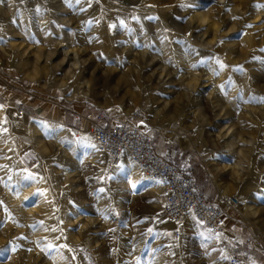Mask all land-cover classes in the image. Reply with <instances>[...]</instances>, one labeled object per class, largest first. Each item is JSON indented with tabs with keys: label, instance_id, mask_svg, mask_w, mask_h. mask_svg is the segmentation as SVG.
Segmentation results:
<instances>
[{
	"label": "rangeland",
	"instance_id": "1",
	"mask_svg": "<svg viewBox=\"0 0 264 264\" xmlns=\"http://www.w3.org/2000/svg\"><path fill=\"white\" fill-rule=\"evenodd\" d=\"M99 112L200 182L226 231L170 222L157 184L97 148L82 116ZM0 251V264H264V0H0Z\"/></svg>",
	"mask_w": 264,
	"mask_h": 264
},
{
	"label": "built area",
	"instance_id": "2",
	"mask_svg": "<svg viewBox=\"0 0 264 264\" xmlns=\"http://www.w3.org/2000/svg\"><path fill=\"white\" fill-rule=\"evenodd\" d=\"M82 117L88 122V130L97 148L109 155L114 167L120 166L127 154L149 180L160 184L165 214L170 222L180 224L191 215L210 233L218 235L226 231L225 210L195 190L175 164L155 151L152 139L139 127L127 122L106 121L101 112ZM133 118L144 119V111L135 110ZM180 235L181 230L176 229L174 237ZM230 263L241 264V260L233 255Z\"/></svg>",
	"mask_w": 264,
	"mask_h": 264
},
{
	"label": "bare ground",
	"instance_id": "3",
	"mask_svg": "<svg viewBox=\"0 0 264 264\" xmlns=\"http://www.w3.org/2000/svg\"><path fill=\"white\" fill-rule=\"evenodd\" d=\"M202 17V16H201ZM200 17V18H201ZM169 27V26H168ZM170 28V27H169ZM64 51V53H66V55H67V58L69 59V60H71L72 62L70 63V69H77L78 67H81V65H80V60L77 58V54H75L74 56H69V50H63ZM62 52V51H61ZM179 52V51H178ZM55 54V53H54ZM181 54H184V53H181ZM143 56V55H142ZM145 56V55H144ZM175 56L176 57H179L180 55L179 54H176V52H175ZM185 56H186V54H185ZM184 55L182 56V57H185ZM147 58V57H146ZM157 58V57H156ZM65 59V58H64ZM141 59V58H140ZM184 59V58H183ZM144 60H146V59H144ZM140 61V60H139ZM159 61H160V59H159V57H158V59H157V63H159ZM161 62V61H160ZM141 63V62H140ZM164 63V62H163ZM163 65H165V64H163ZM161 66L160 68H159V70H158V73H157V75H155L156 77V79H161V77H162V75L164 74V71H165V67L164 66ZM43 71H44V69H43ZM80 72V71H79ZM133 72V71H132ZM47 73V72H46ZM78 73V72H77ZM41 74V73H40ZM80 74V73H79ZM129 74H130V72H129ZM173 74V73H172ZM130 75H132V74H130ZM51 77H52V75H51ZM133 78V77H132ZM145 78V77H144ZM107 80V79H106ZM54 81V80H53ZM106 82V81H105ZM164 82V81H163ZM127 155V154H126ZM129 156V155H128ZM130 157V156H129ZM123 161V160H122ZM122 163V162H121ZM129 167H132V166H129ZM134 167V169H135V171L137 172V171H139V168H138V166L137 165H134L133 166ZM150 183L151 184H157L158 182H156V181H154L153 182V180H151L150 181ZM237 199H235V201H236ZM234 201V200H233ZM237 202H239L238 200H237ZM189 216V215H188ZM188 216H187V218H188ZM186 218V219H187ZM185 219V220H186ZM184 220V221H185ZM184 221L182 222V223H184ZM182 223H180V224H182ZM180 224H178V225H180ZM186 225H188V221H185V224H183V226L185 227ZM56 232V231H55ZM54 234V233H53ZM62 244V243H61ZM61 246V245H60ZM23 257V256H22ZM21 259H23V258H20V260ZM19 262V261H18ZM34 262V261H33ZM36 262V261H35Z\"/></svg>",
	"mask_w": 264,
	"mask_h": 264
},
{
	"label": "crops",
	"instance_id": "4",
	"mask_svg": "<svg viewBox=\"0 0 264 264\" xmlns=\"http://www.w3.org/2000/svg\"><path fill=\"white\" fill-rule=\"evenodd\" d=\"M73 126H78V124H75L73 122ZM123 162V161H122ZM194 179V178H193ZM157 182V181H156ZM149 185V184H148ZM193 185H194V188H196V190H200V192H202L204 195H206L207 197H210V192L206 190L205 187H203L200 182H198L197 180H193ZM157 188L156 189H151V190H158L160 196H161V186L159 183H157ZM162 198V197H161ZM215 202V200H213ZM182 225V224H181ZM183 229H185L184 227H182Z\"/></svg>",
	"mask_w": 264,
	"mask_h": 264
},
{
	"label": "snow or ice",
	"instance_id": "5",
	"mask_svg": "<svg viewBox=\"0 0 264 264\" xmlns=\"http://www.w3.org/2000/svg\"><path fill=\"white\" fill-rule=\"evenodd\" d=\"M8 249H5L4 251H7ZM4 251H0V256L4 255Z\"/></svg>",
	"mask_w": 264,
	"mask_h": 264
}]
</instances>
